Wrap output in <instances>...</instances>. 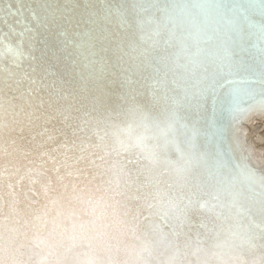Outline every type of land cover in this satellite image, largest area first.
Listing matches in <instances>:
<instances>
[{
	"label": "bare ground",
	"instance_id": "obj_1",
	"mask_svg": "<svg viewBox=\"0 0 264 264\" xmlns=\"http://www.w3.org/2000/svg\"><path fill=\"white\" fill-rule=\"evenodd\" d=\"M119 7L131 5L0 0V31L33 29L24 58L5 44L0 264H193L214 262L226 245L223 258L247 251L264 264V97H242L250 110L233 115L231 93L242 85L232 81L242 73L225 75L215 108L211 98L201 108L182 94L175 102L174 85L129 49L133 25L107 11ZM10 38L15 48L18 37ZM34 65L51 73L45 82L55 81V91L24 94L27 81H17ZM253 116L248 143L259 152L251 160L240 122ZM202 198L220 205L217 219L224 207L245 218L201 229L211 213H194Z\"/></svg>",
	"mask_w": 264,
	"mask_h": 264
},
{
	"label": "snow or ice",
	"instance_id": "obj_2",
	"mask_svg": "<svg viewBox=\"0 0 264 264\" xmlns=\"http://www.w3.org/2000/svg\"><path fill=\"white\" fill-rule=\"evenodd\" d=\"M122 4H130L131 8H109L107 11L115 12L121 22L127 15V22L133 25L127 40L129 49L138 52L148 66L157 74L163 73L169 84L174 85L175 102H180L182 94L184 100L195 99L196 107L201 108L211 98L215 108L225 75L240 76L242 73L241 80L232 81L242 85L231 93L233 115L250 110L241 106L242 97L251 99L258 94L264 97V0H259L258 8L256 0H122ZM209 12L216 17L212 26L205 16ZM186 13L191 17L187 25L182 19ZM30 15L33 21L38 20L35 12ZM201 16H205V21L197 24ZM136 25L141 32L139 40ZM32 31L27 22L22 31L14 27L8 33L0 31V83L6 42L7 51L15 52L22 59L20 50L24 37ZM11 36L18 37L15 48ZM177 48L179 52L175 51ZM38 67L24 69L17 81L18 84L27 81L24 94L29 97L50 88L55 91V81L45 82L51 73L44 69L43 75H38ZM43 103L40 97V106ZM209 127L214 128V123ZM222 132L223 129L216 128L214 134Z\"/></svg>",
	"mask_w": 264,
	"mask_h": 264
},
{
	"label": "water",
	"instance_id": "obj_3",
	"mask_svg": "<svg viewBox=\"0 0 264 264\" xmlns=\"http://www.w3.org/2000/svg\"><path fill=\"white\" fill-rule=\"evenodd\" d=\"M254 118H256V117H254V116L251 117L250 119L245 121V123H243V121H241L242 123L240 122V125L242 127L241 131H242V142H243V146H244V152H245V155L247 156V158H249V159H251L250 156L255 157L257 152H259L258 150L254 149L251 144L249 145V143H248V140H249L248 139V131H249L250 125H252V123L256 121V120H253ZM249 166L254 171L258 170L254 165H249ZM263 167H264V164H263ZM262 192L264 193V190H262ZM195 207H196V211L194 213H197V211L200 210L199 211L200 218L206 217V214L211 212L207 216V217H209L208 220L200 221L198 223V224L201 225V229H206L210 225H213V226L210 227V229H216V228H221L222 229V228H224V225H226V226L233 225L238 220V217L245 218L244 215L236 214L234 212V210L229 211V207H224V208H222L223 209V214L220 213L219 219H217L216 215L219 214L218 210L220 209V205L210 204V201L205 200L203 198L197 201ZM207 208L210 209V210H208ZM257 208H259V207H257ZM188 219L189 218L187 217L185 222H187ZM196 247H199V245L196 246ZM230 247L231 246H227L226 245V246L221 248V246H220V248L214 250L212 252V255H213L214 259H215L214 262L211 261V260H207V259H204V258L200 257L193 264H259L260 262L258 260L262 259V258H259L257 256V254L256 255L255 254H250L249 255V253L247 251L243 252L245 255H242V256L233 255V256H228V257L223 258L225 255L228 254L227 251H228V249ZM189 255L196 257V253H195V255H192V254H189ZM185 257L187 258V255Z\"/></svg>",
	"mask_w": 264,
	"mask_h": 264
}]
</instances>
